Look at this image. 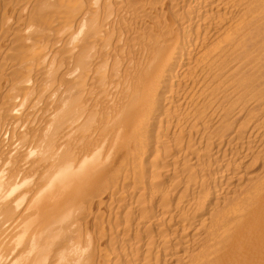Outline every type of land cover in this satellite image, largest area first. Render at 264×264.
Listing matches in <instances>:
<instances>
[{"label": "rangeland", "instance_id": "rangeland-1", "mask_svg": "<svg viewBox=\"0 0 264 264\" xmlns=\"http://www.w3.org/2000/svg\"><path fill=\"white\" fill-rule=\"evenodd\" d=\"M190 3H191V0H153V1L152 0H94V1L93 0H0V161H1L0 162V172H2V174H0V175L2 177H5V176L8 177L11 174H12L11 176H13L16 172L19 174L18 180H15L13 182V183H18V184H14V185L15 186L19 185V187H16L17 189H15L16 190L15 193L18 191H19V193H16V194L14 193L13 198H14V195H17V196H15V198H18V194H20L19 197L23 196L29 190L33 189L34 184H35V186H37L39 179L42 177V174H43V173L40 174V172H43V171L45 172L46 169L50 166V162H49V161H51V159L49 158L50 155L47 154V156H48L47 157L46 153H48V151L44 152V150H43V148H45L46 146L40 148L41 150L39 148L36 149L37 143L40 144L41 141H43L45 138H47L46 133L48 134L49 132L50 133L52 132V134L55 133L58 135L59 134L58 131H60V130H56V129L54 130V127L57 129L59 128L61 130H63V128H64V130H66V127L69 126V125L66 126L69 123L68 121H70V125H71L72 124L71 121H74L77 118V120L74 121L73 124L75 125V130L77 129L76 131L81 130L80 132H78L80 138L76 137V139H75V135L76 136L78 135L75 132V134L72 135L73 140L71 141V138H70V140L68 139L67 141L68 142L70 141L69 142L70 144L66 143V146H65L66 148H68L67 151L71 154L72 150H79L80 148L83 147L81 145L85 144L84 142H85V140H87L86 138L89 137L88 136L89 134L86 133L87 129H88V131H90V129L92 131L93 128H97V127L98 128L101 127L100 129L105 128L106 125H103V124H104V122H107V118H108V115H107V110H108L107 106L108 105L107 104H108V102L110 103L109 99H111V97L116 96V94L113 95L115 93V91H116V93L119 92L116 90V86H113L115 81L113 82L111 80H114V77L116 79V76L119 78L122 76V74H124V72L122 73V71L123 70L126 71L125 68H127L126 65H128V59H126V58H129V59L131 58L132 61L133 60L136 61V59L139 56L142 57L143 54L141 55V53L143 51L141 49L144 50V47H145L144 41L146 44V42L148 40L147 38L149 36H150L149 40H152V38L154 39V36H157V34L159 35V33H161L160 31H162V30H163V32L161 33L162 36H163V34H167V33H165V32H167V29L169 32H171V29H169V28H172V30H175V29L177 30L176 24H178V22L180 23L182 21L184 22V25L190 23L191 28H193L195 30L197 29V31H201V30L206 29L205 26L204 27L203 26L198 27L197 21L194 20V18H192V17L190 18V13H188L186 11V7ZM183 6H184V8H183ZM163 7H164V9H163ZM175 7H176V9H175ZM161 10H162V13H161ZM172 11H173V13H172ZM95 12H96V14H95ZM83 13H84V15H83ZM116 13H118V14H116ZM169 16L171 17V19L169 18ZM121 17H123V18H121ZM85 18H86V20H85ZM166 18H167V21L170 20L171 22H167L166 20H164ZM173 19H174V21H172ZM90 20L91 21L94 20L95 22L92 21V23H88V22H91ZM160 20L162 21V23ZM149 21H150V23H148ZM98 22H99V24H98ZM115 22H117V23H115ZM155 22H156V25H155ZM80 23L81 24L83 23V25H81ZM223 23H225V25H223L224 27L221 30L214 33V35H212V32H211V36L208 37L210 39L207 38L208 42H207V40H205V42H207L205 44V47H209L210 45H212V43L214 41L216 42V40L219 39L222 30L225 27L232 25V24L230 25V23H231L230 20H226ZM75 24H78V25H75ZM115 24H117L118 26H116ZM131 24H133V25H131ZM150 24L153 27H151ZM168 24H169V28H168ZM171 24H172V26H171ZM86 25H87V27H86ZM174 25H175V27H174ZM80 26H83L82 30H81ZM89 26H91V27H89ZM164 26H166L167 28ZM147 27H148L149 31H148ZM155 27H158V30ZM106 29H107V31H106ZM108 29L111 31H109ZM124 29H125V31H124ZM75 30H76V32H75ZM93 30L94 31L97 30V33L101 36V40H100V38H98L99 37L98 35L94 34L96 32H94ZM150 31H152V33H150ZM126 32H128V33H126ZM147 32H149V34ZM76 33H78L80 35L78 36V34H76ZM145 33H146V35H145ZM155 33H157V34H155ZM108 34H109V37H108ZM153 34H155V35H153ZM91 35L93 37H90ZM117 35H119V36H117ZM96 36H97V38H96ZM75 37H77V38H75ZM104 37H107L108 39L110 38L109 39L110 41L108 39L105 40ZM118 37H120V39ZM88 38H93L94 40L97 39L96 40L97 42H94L97 45L93 44V47H95L94 51L92 49L93 47L91 48V46L90 47L88 46L90 43L88 45L86 43ZM115 38H116V40H115ZM89 40H91V39H89ZM102 40H103L104 44L101 43ZM104 40L106 42H104ZM139 41H140V43L143 42V44L141 43V46H140L141 49H139V45H140ZM77 42H78V44H77ZM82 42L84 43L85 46L83 45ZM119 42H120V44H119ZM105 43H108V44H105ZM136 43L139 44L138 49L136 47L137 45H135ZM102 44L104 45V47ZM99 45L101 46V49H99L100 48ZM105 45L106 46L108 45V46L106 47ZM86 46L90 49H87ZM132 46L136 50L133 51L134 48ZM108 47H109V49H108ZM80 49H81V52H85L86 50L92 51L90 53L86 52L87 53L86 56L89 55V58L87 57L85 62L84 61H82L83 63L81 62L82 64H84L83 65L84 67L87 64L86 68H89L90 70L86 69L87 71L86 70L84 71L85 68L83 66H82V68L80 67V64H79L80 62L77 60V58L79 56L78 51H80ZM75 52H76V54H75ZM102 54H104V55H102ZM129 54L132 56H130ZM104 56H105V59L103 58ZM100 59L102 61L106 60V62H107L106 67H104V65H103L105 72L100 66L99 62H102ZM118 59H119V61H118ZM132 61H131V63H132ZM90 63H92V64H90ZM75 64L79 65L78 67L76 65L77 70H75ZM114 65H115V67H117V69L114 68ZM72 66H73V68H72ZM78 68H80L81 70H78ZM69 69H71V70H69ZM93 69H94V71H95V69L97 71H98V69L99 70L101 69V70H103L104 73L102 71H101L102 73L99 71L97 73V71H95L98 74L97 75V74H95V72H91V70L93 71ZM113 69L116 70V72ZM79 71H83V72L80 73ZM88 71H89V75H88V73L86 74V72H88ZM112 71H114V72H112ZM117 72H119L120 75H119V73L117 74ZM100 73L103 75L101 76ZM80 74L82 75V77L80 76ZM63 75H65V76H63ZM86 75H88L89 77ZM98 76L99 77L101 76L102 79H104L103 76L104 77L106 76V77H105L104 81L103 80L99 81ZM93 77L94 78L96 77L97 79L96 78L93 79ZM97 81H99V82H97ZM78 82L81 83V85L82 84H84V85L81 86V85H79ZM103 83H104V85H103ZM86 84H87V86H86ZM77 85L80 87H78ZM74 86L77 88L75 89ZM63 87H64V89H63ZM102 87L103 88L105 87V89H103ZM110 87H111L112 91H110V89H109ZM114 87H115V91L113 90ZM85 89L90 91L89 92L90 95L88 94V91ZM91 89L93 91H91ZM66 90L69 92L70 98L74 101L68 99L69 95H68ZM71 90H73V91H71ZM76 90L78 91L79 94L77 93ZM81 90H83V91H81ZM58 91H59V93H58ZM65 91H66L67 101L70 100L69 102L71 103V104H69V102H68L66 104H68L67 107H70L71 109L66 107L65 102H67V101H66L65 97L63 96V95H65ZM95 91H97V93ZM72 92H75V94H77V95H73L74 93L72 94ZM94 92L96 94H94ZM194 92H196V86L191 91L189 89L184 91V93H186V94H188V93L193 94ZM87 94H88V96H87ZM71 95L75 96V99H74V97L72 98ZM81 95L84 97H81ZM85 95L87 96V98L89 97V99H92V101H96L98 99L97 101L99 102V108L97 111L99 116L98 117H97V115L95 116V119L97 117V121H95V119H94V121H90V122L88 121L87 123H85L86 126L84 125L85 126L84 130L86 132L83 130L82 127H78V126H79L80 122H81L80 126H83L82 122L86 121L84 116H83L84 114L82 111H84L85 108H87L88 104H90V103L93 104L94 102H92L91 100L88 101L87 98L85 97ZM77 96H79L82 99L81 100L78 97L79 98L78 101L81 100L82 106L79 105L80 103L78 101H75L77 99ZM96 96H97V98H96ZM99 96L102 100L99 98ZM105 96H107V97H105ZM61 97L63 99H65V102L63 104H61L62 103L61 101H63V99L60 100ZM59 100H60V103H59ZM97 101H96V103H97ZM102 101H104V102H102ZM73 102H74L75 107H77V109H76L77 114H76V110L74 109L75 107L73 105ZM85 102L87 105L85 104ZM208 102H204L205 105H203V106L205 108L207 105H210ZM229 102L230 101H227L226 103H224V105L227 104L226 106H228L231 103V102L230 103ZM53 103H54V105H53ZM241 103L243 104V102H241ZM76 104H77V106H76ZM190 104L191 103H188L189 106H187V105L183 106L184 108H182L183 110H182L181 116L184 115V113H183L184 109H185V113H186L187 109L192 108L191 106H193V104H191V105ZM242 104H238V109H236L235 111H231V112H233V114H230L231 112H229L230 115L229 114L227 115L226 112H225V114H221V115H219L217 113L212 115L211 111H209L207 109V108H209V106H207V108H206L207 113H204V114L202 113L203 114L202 115L201 111H199L200 113L197 112V116L198 117L201 116L200 118L204 119L202 121L205 122V124H202L203 122L201 121L200 118L197 119V116L192 117L193 119L190 117L191 121L189 119L187 121L186 120H176V118H174L175 120L173 121V119H172L171 123L174 125V129L176 131L169 132L168 134H166V139H164L165 142L159 143V145H158L159 149L162 148L163 150L161 149V151L159 153H156L157 155L160 154L159 156H156L157 158H159L157 160V162H153V159H157V158H153V156L155 155L153 153L154 152L153 151V147H154L153 143H155V139H153V137L156 138L155 137L156 132L153 131L154 130L153 127H151L153 129L152 133H151V128H150L151 125H150V123H148L150 129L147 127L148 128L147 130H149V131H147V130L146 131L148 133L150 132L151 134H153V132H154V136L151 135L150 133L149 134L146 133V131L144 133L145 124H143L144 126L140 125V127L138 126L137 128H135V131H133L134 133L132 135L129 134L130 136H132V137L129 136L130 140H129L128 136H127L128 139H127V137H125L126 139L123 140L125 144L123 145V143H122V146H124V148L123 147H117V148H119V150L120 149L124 150L123 152H122V150L120 151V153L122 152V154L120 155L118 152L119 150L115 149L114 153L116 155L111 153V155L113 154L112 156H114V158L112 156H109V161L107 162V164L105 166L106 169L104 168L103 172L101 171L100 175L98 177L96 176L94 178L95 179L94 181L92 180L90 183L85 185V187H83L82 192H81L82 193L81 194L82 199L81 198L79 199L78 205H76V209H75V212L77 214L76 215L77 218L75 219L76 222L74 220L75 225L73 224L75 227L73 225H72L73 227L70 226L71 227L70 230L67 229L64 231L66 234H64L63 231L60 232L61 235L59 233H57L58 239H57V237L54 238L55 240H57L56 241L57 243H55V245H54L55 247H53L54 249H52L50 252H47L48 254H47V258L45 259V261H43L41 263L38 262V264H44V262H45V264H57L58 259L52 257V256H54V254L56 252L55 248L58 246H61L60 243H62V244L67 243L68 242L67 240H70L72 242V240L74 241V239L75 240L77 239V242L74 241V242H76L74 247L77 246L76 252H74V253H75V255H76V253L78 254V255H76L78 257L76 264H87V263L88 264H125L121 260L120 254H122V253L124 254L127 252L129 254L133 252L132 254H134L136 251V248H137V244L138 243L140 244L141 240L149 239V237L154 238V237L159 236L160 234L165 235V233H166L167 237L170 236L172 238L173 242L170 243L171 245H173V243L176 242L173 239H175L176 236H177L176 238H178L179 235L175 233L176 235H174L173 236L174 238H173L171 236L172 230L170 229L172 227H171L170 223H169V226L167 224V222L169 220L168 215H170V213L172 214L180 208L181 209L184 208V210H185V207L188 204L192 203L193 201L197 200V198L198 199H203V198L205 199V197H202L203 195L206 194L207 197L212 196L215 193L214 191L218 192V194L220 193V196L217 197V200H215V202H213L211 204L212 206L209 207V209L206 210L205 213H208V214H210L212 212L216 213L218 208H221V207L223 208L224 203L227 201V199H230V197L232 198L233 196H236V194L237 195L241 194L242 192L245 191V189H249L250 187H253L257 183L258 180H255L256 179L255 178L254 179L255 182H254L253 179L252 180L250 179V175L251 174L252 175L253 174L258 175V174H260V172L264 173V172H262V170H264V164H263L264 163V152H262V151L260 152V150L258 148H254V147H256V145H259L262 143V137H260V134L258 136H256L257 135L256 133H259V132L254 130V125L257 122L262 123V122H260V120L262 119L263 115H260L262 112H259V113L256 112L257 109L254 110L256 112L255 113L252 109H249L247 107H246V109H244L245 111H243V113L239 112L238 111L239 108L243 107ZM56 105H59V106L62 105L60 107V110H59V111H61V113L57 110L58 106L56 108ZM231 105L232 104H230L229 106H231ZM100 106H101V110H100ZM186 106H187V108H186ZM226 106H224V109L225 108L228 109V107H226ZM63 107L67 111L68 110L69 111L66 112V110H64ZM78 107L83 108V110L78 108ZM105 107L107 110H105ZM72 108H73V110H72ZM55 109L58 111L57 113H59L60 115L55 113V111H56ZM204 109L202 107L199 110H202V112H204ZM51 110H52V113L49 112ZM99 110L101 111V113ZM71 111L74 114H72ZM65 112L69 116L66 115L67 118H65V116H64L65 119H62L63 118L62 113L65 114ZM78 112L80 113L79 115H78ZM103 113H104V116H103ZM53 114L57 119H59L56 122L53 121L54 118H53V116H51ZM75 114L78 117L77 116L74 117ZM81 114H83V115L81 116ZM71 115L74 118L70 119V117H72ZM216 115L219 117H217ZM46 117H48V118H46ZM104 117H106V118H104ZM250 117H254V118H250ZM50 118H52V120ZM56 118H55V120H56ZM102 119H104V120H102ZM45 120H47L48 124L50 123L53 127L50 124L48 125L47 121H45ZM242 121H243V123H242ZM53 122H55L54 125H53ZM65 122H67V123H65ZM95 122H97V123H95ZM244 122H245V125L247 126V128L245 130L246 133L244 132L246 138L244 137L241 140L233 139L234 141L228 139L227 137H225V139H224V136H226V135L223 136L222 134H224L223 129H225L226 126L232 125V123H233L232 127L235 129L240 123L242 125V124H244ZM76 123L78 126L76 125ZM98 123H100V124L98 126H96ZM175 123H178V124L176 125ZM228 123H229V125H228ZM246 123L248 125L249 124L250 125L248 126ZM59 124L60 125L62 124L61 125L62 127H60ZM63 124L65 127L63 126ZM101 124H102V126H104L103 128H102V126H100ZM225 124H227V125H225ZM263 125H264V123H263ZM16 126H17V128H16ZM57 126H59V127H57ZM76 126L78 128H76ZM87 126H89V127H87ZM175 126L177 129L175 128ZM205 127L207 128L208 131L206 130ZM212 129H214V130H212ZM141 130H142V132H141ZM42 131H43V133H42ZM82 131L84 133H86L85 136H84V133ZM34 134L36 135V138H35ZM220 134H221V138H220ZM250 135H251L252 139H250ZM38 137H39V139H38ZM81 138H84V139H82L84 141H82ZM255 139H257V140H255ZM133 140H134V142H132V144H133L132 145L131 141H133ZM152 140H153V143H152ZM39 141H40V143H39ZM96 141L97 140H94L93 143H95ZM137 141L139 144H141V146L142 145L143 146L141 147L137 143ZM143 141H144V143H143ZM237 141L238 142L241 141V142L238 143ZM15 142L18 144H16ZM80 142L81 143L83 142V143L81 144ZM243 142L245 144H243ZM127 143H128V145H126ZM250 143L252 144V148H250L251 147ZM242 144H243V146H242ZM246 144H248V148L252 149L251 151H249L250 149L247 151V145ZM16 145H17V148L15 147ZM76 145H77V147H76ZM147 145H149V146L147 147ZM68 146L70 147V149ZM79 146H80V148H79ZM127 146H130V147L127 148ZM236 147H238V148H236ZM13 148H15V149H13ZM34 148H35V151H37V150L38 151L35 152ZM76 148H78V149H76ZM30 149L32 151H30V154H29ZM125 149H127V151ZM142 149H145V152ZM242 149H243V151H246L249 154H247V157H245L244 159L241 158L242 160H241V167L239 168L240 170L233 168V167H230L231 169L228 167L229 170H227V168H225V166H227V163L229 161H232V162H229V164L230 163L233 164L235 162L234 160H238L241 157L240 153H242ZM132 150H134V151H132ZM26 151H28L27 154H25ZM65 151H66V149H65ZM254 151H256V152H254ZM43 153L47 157V160H44V158H46V157L44 156ZM69 153H67V154H69ZM139 153H141L142 155ZM223 154L225 156V159L223 158L224 157ZM31 155H33V156H31ZM25 157L28 160H26ZM122 157H123V159H122ZM235 157H237V158H235ZM110 158L114 161V163ZM233 158H234V160H233ZM21 159L23 161L25 159V161L23 162ZM48 159H50V160L48 161ZM222 160L224 162H222ZM20 161H22V165H21ZM45 161H48L49 164ZM14 163H16V164H14ZM31 163H34V164H31ZM3 164H4V166H3ZM110 164H113V165H110ZM41 165H42V167H41ZM233 165H236V164H233ZM44 166H45V168H44ZM107 167L109 168V170ZM151 167H153L155 169V171ZM17 169L19 172L16 171ZM21 170H23V171H21ZM32 170H34V172ZM106 170H108L109 172ZM104 171H106V172H104ZM150 172L153 173V175ZM166 172H168L170 175L165 176ZM21 173H22V175H21ZM27 173L29 176L26 175ZM197 173H198V175H197ZM239 174L240 175L241 174L246 175L242 179L239 178L241 180V182L237 178L239 176ZM98 178H99V180H98ZM248 178H249V180H248ZM216 180H219V181H216ZM18 181H20V182H18ZM21 181H22V183H21ZM23 181L26 183V185H24ZM214 181L217 182L216 183L217 185H215ZM202 182L204 184H202ZM251 182H252V184H251ZM19 183H21V184H19ZM102 183H103L104 187L101 185ZM213 183L215 186L212 185ZM238 183H240V185ZM39 184L43 185L42 181H40ZM186 185L189 187H187ZM202 186L204 189H201ZM25 189H27L28 191H26ZM199 189H201V190H199ZM240 189H241V191H240ZM23 190L25 191V193L22 195V193L24 192ZM185 190H186V192H185ZM193 194H194V196H193ZM196 194H197V196H196ZM85 195H87V196H85ZM207 197L205 200H207ZM210 198L211 197H209L208 200H210ZM224 200H225V202H223ZM177 205H179L178 208H176ZM161 208L162 209L164 208L165 210L168 209L169 211L166 210V212L168 211L167 213H169V212L170 213L167 214V217L165 216V219L162 222V226H160L161 223L158 224L159 226H152V221L150 223L149 220H152L153 217L159 212V209H161ZM162 209H161V211L165 212ZM213 209H214V211H213ZM140 220H143L144 222L140 221ZM145 221L147 222L148 226L145 224L146 223ZM149 225H151V226H149ZM183 225H182V223L175 224V226H179L180 228L183 227ZM148 227H149V229H148ZM68 232H70V233H68ZM84 232H85V234H84ZM149 233L150 234L154 233V234H152L153 237ZM67 234H69L73 239L70 236H68V238H71L72 240L66 239ZM136 235H139V236H136ZM190 235H191V233H190ZM134 237H135V239H134ZM78 239H79V241H78ZM136 239L137 240L140 239V240L137 242ZM55 240H54V242H55ZM78 242H79L80 246L77 245ZM82 244L84 245V247ZM86 246H88V247L86 248ZM135 246H136V248H135ZM169 247H167V250L169 249L168 252H170V251L174 252V251H176L175 247H177V243L175 244V246L169 245ZM172 247H174V248H172ZM78 248L80 250L79 252H78ZM191 251H193V250H189V252H191ZM50 253L53 255H50ZM69 253H71V255H74V253H72L70 251H69ZM117 254H119V255H117ZM71 255H68V257H66V254H65V262H66V260L68 261V259L69 260L71 259L70 258V257H72ZM75 255H74V257L77 258ZM88 257H89V259L91 257V259L89 260ZM66 258H68V259H66ZM62 260H64V259H62ZM58 261H60L59 262L60 264H65V263H63V261L61 262L60 259ZM162 261H161L162 264H164L166 262L165 260H162ZM82 262H84V263H82ZM66 263H68V262H66ZM177 263H178V261H176V263L174 262L173 264H177Z\"/></svg>", "mask_w": 264, "mask_h": 264}, {"label": "bare ground", "instance_id": "bare-ground-1", "mask_svg": "<svg viewBox=\"0 0 264 264\" xmlns=\"http://www.w3.org/2000/svg\"><path fill=\"white\" fill-rule=\"evenodd\" d=\"M183 8H184V6H183ZM163 9H164V7H163ZM175 9H176V7H175ZM186 11L188 13H190V18L192 17V18H194V20L197 21L198 27H201V26L204 27L205 26L206 29L201 30V31H197V29L195 30V29L191 28L190 23L184 25V22L182 21V22H180V23L178 22V24H176L177 30L176 29L172 30V28H169V24H168V28L171 29V32H169L167 29V32H165L167 34H163V36H162L161 35V33L163 32V30H162V31H160L161 33L158 32L159 35L157 33H155V34H157V36H154V39L152 38V40H149V37H150L149 36L147 38L148 40H147L146 44L144 41V45H145L144 50L140 48L141 43L143 44V42L140 43L141 40L139 39L140 45L137 43L135 45H137L136 46L137 49H138V45H139V49H141L143 51L141 53V55L143 54L142 57L139 56L140 58L138 57L136 59V61L135 60L132 61L131 58L130 59L126 58V59H128V65H126V67H127V68H125L126 71H124V70L122 71V73L124 72V74H122V76L119 78L116 76V79L114 77V80H111L113 82L115 81L114 82L115 85L113 84V86H116V90L119 92L116 93L115 87H114L113 90L115 91V93L113 95L116 94V96L115 97L113 96V97H111V99H109L110 103L108 102V104H107L108 110L105 107V110H107L108 118H107V122H104V124L102 123L103 125H106L105 128H103L104 126H102V124L100 125V126H102L103 129H100L101 127L99 126L100 128H98V127L93 128L92 131H91V129H90V131H88V129H87V132L84 130V128L86 126L85 123H87L88 121L89 122L94 121L95 116L96 115H97V117L99 116L98 112H97L98 108H99V102L97 101L98 99L96 100L97 101V103H96V101H92V99H89V97L87 98L88 94L90 95V93H89L90 91L85 89L88 91V94H87V96L85 95V97L87 98L88 101L91 100L94 103L88 104L87 108H85L84 111H82L83 108L78 107V108L82 109L81 111L83 112L84 115L81 114V116L83 115L86 121L84 122L82 120L84 122V123L82 122V125L83 126L85 125L84 127L80 126L81 120L79 121L80 123L78 122L79 126L77 125V123H76V125L78 127H82L83 130L89 134L88 135L89 137L86 138L87 140H85L84 145L82 144L83 142L82 143L80 142L82 144L81 146H83L82 148H80V146H79V148L81 150L80 149L79 150H72L71 154H70L67 151L68 148L65 147L66 143L70 144L69 143L70 141L69 142L67 141L68 139L70 140V138H71V141L73 140L72 135H74L75 132L78 134L77 136L75 135V139H76V137H79L78 132H80L81 130L76 131L77 129L75 130V125L73 124V122L77 120V118H76L75 120L73 119L74 121H71V123H72L71 125H70V121H68L69 123L67 125L65 124L66 126H68V125L69 126L66 127V130H64V128H63L64 131L59 129V128L57 129L54 127V130L55 129L60 130V131H58L59 134L58 135L55 133L52 134V132L51 133L49 132L48 134L46 133L47 138H45L44 140L42 139L43 141L40 140L41 143L39 141L40 144L37 143V147L35 146L36 149L37 148L40 149V148L46 146L45 148H43V150H44V152L48 151V153H46V156H47V154H49L50 155L49 158L51 159V161H49L50 159H48V161L50 162V166L49 167L47 166L48 168L46 169V171L40 172V174L41 173H43V174H42L41 178L39 177L41 180L39 179V182L37 181L38 182L37 186H35V184H34V186L36 188L33 186V189L29 190V191L27 189H25L26 191H28L26 194H24L25 191L23 190L24 192L22 191L23 192L22 195L23 194L24 195L19 197L20 194H18V198H15V196H17V195H14V198H15L14 199L13 194L16 191L15 189H17L16 187H19V185L15 186L14 184H18V183H13V182L15 180H18L19 174L16 172L15 174L13 173L14 174L13 176H11L12 175L11 174L8 177H6V176L2 177L0 175V264H38V262L41 263V262L45 261V259L47 258V254H48L47 252H50L52 249H54L53 247H55L54 245H55V243H57L56 242L57 240L54 239L55 237H57V233L60 234V232L63 231V233L66 234L64 231L67 229L70 230V228H71L70 226H72L74 224V220L77 218L76 217L77 214L75 212V209H76V205H78L79 199L82 196L81 192H82L83 187H85V185L90 183L92 180L94 181L95 180L94 178L96 176L98 177L100 175L101 171L103 172L107 162L109 161V156H112L113 154H115L114 153L115 149L119 150V148H117V147H123L124 148V146H122V143H123V145L125 144L123 141L124 139H126L125 137H127V136L129 137L130 136L129 134L132 135L134 133L133 131H135V128H137L138 126L140 127V125L144 126L143 124H145V126H146V127L144 126V133H145V131L149 128L148 123H150V125H151L150 128L153 127V129H154L153 130L151 128V133H152V130L156 132L155 133L156 138L153 137V139H155V143H153V140H152L154 147L153 146L152 147H153V151H154L153 153L155 154L154 155L155 157L153 156V158H157L156 156H159L160 154L157 155L156 153H159L162 149V148L159 149V146H158L159 143L165 142L164 139H166V134H168L169 132L176 131L174 129V125L171 123L172 119H173V121L175 120L174 118H176V120H186V121L188 119L190 120L192 117H196L197 112L200 113L199 111H201V114L207 113V111H206L207 106H209V108H207V109L209 111H211L212 115L215 113L221 115V114H225V112L228 115L229 112L235 111L236 109H238V104H242L241 102H243V104H242L243 107L242 108L240 107L241 109L239 108V110H238L239 112L243 113V111H245L244 109H246V107L249 109H252L253 111L257 109L256 112H258V113L262 112L260 114V115H263L262 119L260 120V122H262V123H258L256 121L257 123L254 125V130L259 132V133H256L257 134L256 136H258L260 134V137H262V143L259 144L260 143L259 142L258 143L259 145H256V147H254V148H258L260 150V152L261 151L264 152V125H263V123H264V0H191V3L188 4L186 7ZM161 13H162V10H161ZM172 13H173V11H172ZM95 14H96V12H95ZM116 14H118V13H116ZM83 15H84V13H83ZM121 18H123V17H121ZM167 18L164 20L167 21ZM169 18L171 19L170 16H169ZM85 20H86V18H85ZM226 20H230L231 21L230 25L231 24L232 25L225 27L222 30L221 35H220L219 39L216 40V42L214 41L212 43V45H210L209 47H205V44L208 42L207 38L211 36V32H212V35H214V33L221 30L224 27L223 25H225V23H223V22ZM92 21H94V20H92ZM92 21L88 22V23H92ZM172 21H174V19ZM167 22H171V21L169 20ZM115 23H117V22H115ZM148 23H150V21ZM161 23H162V21H161ZM98 24H99V22H98ZM75 25H78V24H75ZM81 25H83V23ZM115 25L118 26L117 24H115ZM131 25H133V24H131ZM155 25H156V22H155ZM166 26H164V27H166ZM171 26H172V24H171ZM82 27L83 26H80L81 30H82ZM86 27H87V25H86ZM89 27H91V26H89ZM151 27H153V26L151 25ZM174 27H175V25H174ZM155 28H157V30H158V27H155ZM147 29H148V27H147ZM106 31H107V29H106ZM109 31H111V30H109ZM124 31H125V29H124ZM148 31H149V29H148ZM75 32H76V30H75ZM94 32L97 33V30ZM96 33H94V34L98 35L99 36L98 38H100V40H101V36L98 33L97 34ZM126 33H128V32H126ZM147 33L149 34V32H147ZM150 33H152V31H150ZM76 34H78V33H76ZM155 34H153V35H155ZM79 35L80 34H78V36ZM145 35H146V33H145ZM117 36H119V35H117ZM90 37H93V36L91 35ZM108 37H109V34H108ZM75 38H77V37H75ZM96 38H97V36H96ZM118 38L120 39V37H118ZM89 39H91L92 41ZM104 39L106 40L108 38L104 37ZM208 39H210V38H208ZM96 40L97 39L94 40L93 38H88V40H87L88 42L86 41V43H87V45L90 43L88 46L89 47L91 46V48H92L93 44H96V43H94V42H97ZM105 40H104V42H106ZM115 40H116V38H115ZM205 40H207V42H205ZM101 43H103V40ZM77 44H78V42H77ZM105 44H108V43H105ZM119 44H120V42H119ZM83 45H84V43H83ZM103 47H104V45H103ZM86 48L90 49L87 46H86ZM94 48L95 47L92 48L93 51H94ZM99 49H101V46ZM108 49H109V47H108ZM134 50H136V49L134 48L133 51ZM78 52H79V56H78L77 60L80 62V63L79 62L78 63L80 64V67L82 68V66L84 65V64H82L83 63L82 61L85 62L86 58L87 57L89 58V55L86 56L87 55L86 52L90 53L92 51L86 50L85 52H81V49H80V51H78ZM75 54H76V52H75ZM102 55H104V54H102ZM130 56H132V55H130ZM103 58L105 59V56ZM103 61L99 62V63H100L101 68L104 70V67H106L107 62H106V60H103ZM118 61H119V59H118ZM131 61H132V63H131ZM92 63H90V64H92ZM76 65H77V67L79 66L78 64H75V70H77ZM86 65H85V67L83 66L85 68L84 71L86 69L90 70L89 68H86ZM103 65H104V67H103ZM72 68H73V66H72ZM114 68L117 69V67H115V65H114ZM69 70H71V69H69ZM78 70H81V69L78 68ZM103 70L98 69L99 72H101V71L103 72ZM95 71H97V70L95 69ZM95 71H94V69H93V71L91 70V72H95ZM98 71H97V73H98ZM114 71L116 72V70H114ZM114 71H112V72H114ZM79 72L81 73L83 71H79ZM104 72H105V70H104ZM119 72H117V74ZM87 73L89 75V71L86 72V74ZM97 73L95 72V74H97ZM101 73H100V75L102 76L103 74H101ZM88 75H86V76H88ZM119 75H120V73H119ZM63 76H65V75H63ZM80 76L82 77L81 74H80ZM101 76L100 77L98 76L99 81L100 80L104 81L106 76L105 77L103 76L104 79H102ZM95 78L93 77V79H95ZM99 81H97V82H99ZM79 85H81V83H79ZM82 85H84V84H82ZM103 85H104V83H103ZM86 86H87V84H86ZM195 86H196V92H194L193 94L192 93H190V94L184 93L185 90H188V89L190 91L193 90ZM78 87H80V86H78ZM74 88L76 89L77 87L74 86ZM63 89H64V87H63ZM103 89H105V87ZM109 89H110V91H112L111 87ZM83 90H81V91H83ZM66 91H65V95H63V94L62 95L65 97V99L67 101ZM71 91H73V90H71ZM91 91H93V90L91 89ZM95 92L97 93V91H95ZM95 92H94V94H96ZM58 93H59V91H58ZM67 93L69 95V96L67 95L69 97L68 99L72 100L70 98V94L68 91H67ZM77 93H78V91H77ZM72 94L77 95V94H75V92H72ZM79 96H77V99L75 101H78V99L80 98ZM100 96H99V98H100ZM71 97L72 98L74 97V99H75V96L71 95ZM81 97H84V96L81 95ZM105 97H107V96H105ZM96 98H97V96H96ZM62 99L63 98L61 97L60 100H62ZM65 99H63V101H61L62 102L61 104H63L65 102ZM60 100H59V103H60ZM81 100L78 101L80 103L79 104L80 106H82ZM69 101L65 102V104L68 103ZM72 101H74V100H72ZM227 101H230L231 103L230 102L229 103L232 105L231 106H229L230 104L228 106H226L227 104L224 105V103H226ZM102 102H104V101H102ZM204 102H208L210 105H207L205 108L203 106V105H205ZM188 103L193 104V106H191L192 108L190 109L188 107L189 109H187L186 113H185V109H184V112H183L184 115L181 116L182 110H183L182 108H184L183 106L184 105L189 106ZM69 104H71V103L69 102ZM85 104H86V102H85ZM53 105H54V103H53ZM67 105L68 104H66V107H67ZM73 105H74V102H73ZM223 105L228 107V109L227 108L224 109ZM57 106H58L57 110L59 111L60 107L62 105H60V106L56 105V108H57ZM76 106H77V104H76ZM187 106H186V108H187ZM74 107H75V105H74ZM202 107H203V109L205 108L204 112H202V110H199ZM67 108H70V107H67ZM73 108H72V110H73ZM74 109L76 110L77 107H75ZM57 110L55 111V113L60 115L59 113H57L58 112ZM64 110H66V109L64 108ZM100 110H101V106H100ZM68 111L66 110V112H68ZM49 112L52 113V110ZM59 112L61 113V111H59ZM66 112H65V114L62 113V117H63L62 119L67 118L66 115H68V114ZM79 112H78V115L80 114ZM71 113H72V111H71ZM100 113H101V111H100ZM104 113H103V116H104ZM72 114H74V113H72ZM76 114H77V110H76ZM76 114L74 117L77 116ZM230 114H233V112H231ZM51 116H53V118H54L53 121L56 122L57 120H59L54 116V114ZM64 116H65V118H64ZM74 117L72 116V117H70V119H72ZM97 117H96L95 121H97ZM200 117L201 116H199V117L197 116V119ZM217 117H219V116H217ZM46 118H48V117H46ZM55 118H56V120H55ZM104 118H106V117H104ZM250 118H254V117H250ZM50 119L52 120V118H50ZM200 119H201V121L204 120L202 118H200ZM102 120H104V119H102ZM45 121H47V120H45ZM55 122H53V125L55 124ZM245 122L242 125L240 123L235 129L232 127L233 123H232V125H229V123H228L229 126H226V128L223 129L224 134H222V135L223 136L226 135V136H224V139H225V137H227L230 140H233V139L241 140V139H243L245 137V133H246L245 130L247 128V126L245 125ZM65 123H67V122H65ZM95 123H97V122H95ZM242 123H243V121H242ZM47 124H48V121H47ZM99 124L100 123H98L96 126H98ZM175 124L177 125L178 123H175ZM202 124H205V122H203ZM61 125H60V127H62ZM225 125H227V124H225ZM63 126H64V124H63ZM77 126H76V128H78ZM57 127H59V126H57ZM87 127H89V126H87ZM16 128H17V126H16ZM175 128H176V126H175ZM206 130H207V128H206ZM212 130H214V129H212ZM147 131H149V130H147ZM147 131H146V133H148ZM141 132H142V130H141ZM42 133H43V131H42ZM86 133H84V136ZM151 135L154 136V132ZM128 137H127V139H128ZM130 137H132V136H130ZM130 137H129V140H130ZM35 138H36V135H35ZM220 138H221V134H220ZM38 139H39V137H38ZM82 139H84V138H81V140ZM250 139H252L251 135H250ZM94 140H97V141L95 143H93ZM255 140H257V139H255ZM82 141H84V140H82ZM132 142H134V140L131 141V144H132ZM239 142H241V141H239ZM128 143L126 145H128ZM137 143H138V141H137ZM143 143H144V141H143ZM16 144H18V143H16ZM243 144H245V143L243 142ZM243 144H242V146H243ZM139 145L141 146V144H139ZM246 145H247V151L250 148H252V144L250 145L251 146L250 148H248V144H246ZM148 146L149 145H147V147ZM15 147L17 148V145ZM76 147H77V145H76ZM128 147H130V146H127V148ZM236 148H238V147H236ZM13 149H15V148H13ZM65 149H66V151H65ZM69 149H70V147H69ZM76 149H78V148H76ZM121 150H122V152L124 151L123 149H120L118 151L120 155L122 154V152L120 153ZM125 150L127 151V149H125ZM142 150H144V152H145V149H142ZM251 150L252 149H250L249 151H251ZM30 151H32V150L31 149L29 150V154H30ZM34 151H35V148H34ZM37 151H35V152H37ZM132 151H134V150H132ZM27 152L28 151H26L25 154H27ZM254 152H256V151H254ZM67 153H69V154H67ZM111 153H113V154L111 155ZM141 153H139V154H141ZM224 154H223V156H224ZM240 154H241L240 155L241 157L238 160H234V158H233V160L235 161L233 164H236V165H233L231 163L229 164V162H232V161H229L227 163V166H225V168H227V170H229L228 167L229 168L233 167V168L239 169L241 167V160L244 159L245 157H247V154H249V153L246 151H243V149H242V153H240ZM31 156H33V155H31ZM44 156H45V154H44ZM47 157L44 158V160H47ZM112 157L114 158V156H112ZM223 158L225 159V156ZM235 158H237V157H235ZM122 159H123V157H122ZM158 159L159 158L153 159V162H157ZM26 160H28V159L26 158ZM22 161H20L21 165H22ZM24 161H25V159H24ZM48 161H45V162L48 163ZM222 162H224V161L222 160ZM113 163H114V161H113ZM14 164H16V163H14ZM31 164H34V163H31ZM110 165H113V164H110ZM3 166H4V164H3ZM41 167H42V165H41ZM44 168H45V166H44ZM151 168H153V167H151ZM108 170H109V168H108ZM108 170H106V171H108ZM16 171H18V169ZM21 171H23V170H21ZM32 171L34 172V170H32ZM106 171H104V172H106ZM154 171H155V169H154ZM168 172H166L165 176L170 175L169 174L170 172L169 173ZM262 172H264V170H262ZM0 174H2V172H0ZM151 174L153 175V173H151ZM242 174L241 175L239 174V176L237 178L242 179L244 176H246L245 174L244 175H242ZM21 175H22V173H21ZM26 175H28V173ZM197 175H198V173H197ZM240 179H239V181L241 182ZM250 179L251 180L253 179V181H254V179L258 180V181L253 187H250L249 189H245V191L242 192L241 194H239V195L236 194V196H233L232 198L230 197V199H227L226 202L224 200L223 202H225V203H224L223 208L222 207L218 208L219 211L217 210L216 213H213V212L210 214L205 213L206 210H208L209 207L212 206L211 204L213 202H215V200H217V197L220 196V193L218 194V192H216V191H214L215 192L214 194L212 193L213 194L212 196L207 197L206 194L202 196V197H205V199L207 197V200H205L204 198L203 199L197 198V200L193 201L192 203H190V204L187 203L188 205L187 206L185 205L186 206L185 210H184V208L183 209L180 208L178 210H176L174 208L176 210L174 213L171 214L169 212L170 215H168L169 220H168L167 224L169 226V223H170V225L172 227V228H170L172 230V233H173V234L171 233V236L173 237L176 234L179 235L178 238H176L177 237L176 236L175 239H173L176 241L175 243H173V245L175 246V244L177 243V247H175L176 251L168 252L169 249L167 250V247H169V245L173 246L170 244L173 241H172V238L170 236H169L170 238L167 237L166 233H165V235L160 234L161 236L159 235V236L154 237V238H151L148 236L149 239L141 240L142 243L140 242V244L139 243L137 244L138 249L135 246V248H136L135 253L132 254L133 253L132 252V253H130L131 254L130 255L126 251L127 253L120 254L121 260L125 264L126 263L127 264H162L161 263L162 260L166 261L164 264H173L174 262L176 263V261H178L177 264H264V173L260 172V174H258V175H254V174L252 175L251 174ZM98 180H99V178H98ZM248 180H249V178H248ZM40 181H42L43 185L39 184ZM216 181H219V180H216ZM216 181H214L215 185H217ZM18 182H20V181H18ZM21 183H22V181H21ZM21 183H19V184H21ZM214 183L212 184L213 186H215ZM202 184H204V183L202 182ZM238 184L240 185V183H238ZM251 184H252V182H251ZM24 185H26L25 182H24ZM101 185L103 186V183ZM187 187H189V186H187ZM201 189H204L203 186ZM201 189H199V190H201ZM240 191H241V189H240ZM185 192H186V190H185ZM16 193H19V191ZM85 196H87V195H85ZM193 196H194V194H193ZM196 196H197V194H196ZM209 197H211L210 200H208ZM178 206L179 205H177L176 208H178ZM161 209H159V212L153 217L152 220H149L150 223L152 221V226H159L158 224H160V223H161L160 226H162V222L164 221L165 216L167 217V214H169V213H167L169 211L168 209H166V210H168L167 212L164 208L162 210H164L165 212H162ZM213 211H214V209H213ZM140 221H143V220H140ZM75 222H76V220H75ZM177 223H182V225L183 224L184 225H183V227L180 228L179 226H175V224H177ZM145 224L148 226L147 222ZM149 226H151V225H149ZM148 229H149V227H148ZM189 232L191 233V235ZM68 233H70V232H68ZM84 234H85V232H84ZM152 234H154V233H152ZM152 234H150V235L152 236ZM68 236H70V235L67 234L66 239L72 238L71 236H70L71 238H68ZM136 236H139V235H136ZM57 239H58V237H57ZM134 239H135V237H134ZM54 240H55V242H54ZM139 240H137V242ZM67 241L68 242L64 243V244L60 243L61 246H58L55 248L56 252H55L54 256H52V257H54L58 260L60 259L61 262L63 261V263H65V264H76V262L78 260V257L76 255H78V254L76 253V255H75L74 252H76L77 246L76 247H74V246L77 242V239L76 240L74 239V241H76V242H74L73 240H72V242L70 240H67ZM78 241H79V239H78ZM77 245H79V242L77 243ZM83 247H84V245H83ZM87 247L88 246H86V248ZM172 248H174V247H172ZM189 250H193V251L189 252ZM69 251L74 253V255L77 258H75L74 255H71V253H69ZM79 251L80 250L78 248V252ZM65 254H66V257H68V255L72 256V257L69 256L71 258L70 260L68 258H66V259H68V261L66 260V262H68V263L65 262ZM50 255H53V254L50 253ZM117 255H119V254H117ZM62 259H64V260H62ZM88 259H89V257H88ZM90 259H91V257H90ZM58 260H57V262L59 263L60 261H58ZM82 263H84V262H82ZM44 264H45V262H44Z\"/></svg>", "mask_w": 264, "mask_h": 264}]
</instances>
